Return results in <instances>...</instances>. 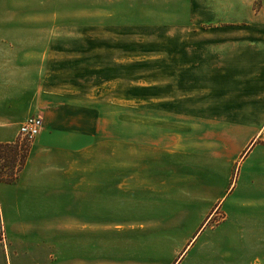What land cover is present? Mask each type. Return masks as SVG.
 <instances>
[{"label":"rangeland","instance_id":"1","mask_svg":"<svg viewBox=\"0 0 264 264\" xmlns=\"http://www.w3.org/2000/svg\"><path fill=\"white\" fill-rule=\"evenodd\" d=\"M263 3L264 0H0V47H29L34 31L48 30L54 24L66 27L69 95L82 98L85 111L93 115L92 124L100 140L97 158L106 161L109 135L117 140L126 137L132 141L133 148L139 146L140 139L148 141L162 135L161 129L144 123L145 117L161 114L171 125L179 117V98L183 103L179 96L187 95L189 83L195 82L203 69H208L215 60L219 63L229 52L261 44L264 14L256 17L255 12ZM189 70L194 74L193 81ZM191 97L190 104H181V111L194 110L199 116L195 123L212 131L209 136L218 135L212 126L227 129L226 136L221 137H226L230 155L264 120L248 116L253 95L232 93L222 102L211 97L199 99L197 92H192ZM219 104L222 116H219ZM256 143L264 145V132L259 138L249 140L239 155L240 165L235 163L226 183L188 182L178 186L151 178L142 182L133 180L132 197L119 195L116 207L101 221L124 222L135 217L162 223L185 222L189 227L203 216L206 202L218 195L223 197L204 220L209 222L208 227L223 221L227 213L232 220L264 221L262 170L252 176V181L239 182L238 189L231 191L237 181L238 166ZM261 150L254 154L256 161L264 158V147ZM83 158L90 165L91 152L85 151ZM260 168L251 165L250 170L257 172ZM144 169L150 172L146 166ZM105 189V184H101V190ZM187 192L191 196L183 195ZM103 200L106 199H100L101 212L106 210L102 208ZM3 209L6 223L1 221L0 213V264H77V254L84 257L78 264H165L170 253L162 238H171L169 233L175 235L174 243L182 244L178 256L169 264L249 260L240 254L227 258L211 251L184 256L182 246L190 229L147 231L153 235L147 238L109 240L101 236L100 241L93 243L90 239L77 240L76 231L61 237L57 228L58 205L52 206L51 212L35 210L21 216L11 214L6 207ZM90 216L91 213H85V221ZM156 233L163 235L156 237ZM92 246L97 247L95 252Z\"/></svg>","mask_w":264,"mask_h":264},{"label":"crops","instance_id":"2","mask_svg":"<svg viewBox=\"0 0 264 264\" xmlns=\"http://www.w3.org/2000/svg\"><path fill=\"white\" fill-rule=\"evenodd\" d=\"M263 14L264 3L255 16ZM34 33L29 47H0V141H14L19 124L28 115H38L42 119L41 130L31 144L18 180L15 183L0 182L1 221L6 223L3 207L11 214L21 216L35 210L51 212L52 206L58 205L60 218L57 228L61 237L76 231L77 240L90 239L96 243L101 236L109 240L116 237L147 238L153 236L147 231L190 229L182 246L184 256L211 251L224 254L227 258L239 254L249 257L248 261H226L223 264H264V221L232 220L228 213L214 227H208L209 222L204 221L223 195L206 202L203 216L189 227L185 222L162 223L135 217L124 222L101 221L107 219L116 207L119 195L132 197L135 190L132 188L133 180L142 182L151 178L178 186L188 182L200 185L228 181L249 140L259 138L264 132V120L230 155L227 153L226 137H221L223 134L226 136L227 129L212 126L218 135L209 136L212 131L195 123V118L199 117L197 113L190 108L186 112L181 111V104L192 102V92L199 93V99L211 97L216 102H222L232 93L237 96L253 95L255 97L249 100L252 109L248 116L264 118V38L258 47L246 46L229 52L226 57H221L219 63L215 60L208 69H203L196 81L189 83L187 95L179 96L183 103L179 98V117L176 116L177 120L171 125L161 114L145 117L144 123L155 126L156 130L161 129L162 135L148 141L140 139L136 148L126 137L117 140L109 135L107 159L100 161L96 154L100 140L92 124L93 115L85 111L82 98L69 95L66 27L54 24L48 30ZM19 42L22 40L19 39ZM188 74L193 81L194 74L190 70ZM71 85L77 86L76 83ZM74 92L77 90L74 89ZM239 115L243 116V113ZM219 116H222V109ZM263 147L261 143L254 144L242 165L238 166L237 181L231 190L233 193L238 189L239 182L252 181L253 175H259L261 170L264 172V158L256 161L254 156ZM85 151L91 152L90 165L84 162ZM251 165L261 168L257 172L251 171ZM145 166L149 173L145 172ZM116 170L123 173H112ZM101 184H105V190H101ZM183 195L191 196L188 192ZM32 198L38 201L30 202ZM101 198L106 199L102 202L105 212H101ZM128 202L131 203L125 201ZM87 212L91 216L85 221L84 214ZM229 213L234 214L233 211ZM100 230H107V233ZM159 235L163 234H155L156 237ZM168 235L171 238H162L166 241L163 246L167 247L171 257L167 264L178 256L182 245L174 243V234ZM47 236L50 237L51 232ZM92 247L95 252L97 247ZM80 252L82 254V247ZM75 260L77 264L83 261V254H77Z\"/></svg>","mask_w":264,"mask_h":264},{"label":"trees","instance_id":"3","mask_svg":"<svg viewBox=\"0 0 264 264\" xmlns=\"http://www.w3.org/2000/svg\"><path fill=\"white\" fill-rule=\"evenodd\" d=\"M32 141L16 137L11 142L0 141V182L15 183L27 160Z\"/></svg>","mask_w":264,"mask_h":264},{"label":"built area","instance_id":"4","mask_svg":"<svg viewBox=\"0 0 264 264\" xmlns=\"http://www.w3.org/2000/svg\"><path fill=\"white\" fill-rule=\"evenodd\" d=\"M42 127V119L38 115H28L18 128L19 139L31 140L34 139L40 132Z\"/></svg>","mask_w":264,"mask_h":264}]
</instances>
